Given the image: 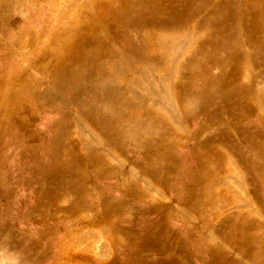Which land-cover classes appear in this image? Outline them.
Returning a JSON list of instances; mask_svg holds the SVG:
<instances>
[{
  "label": "rangeland",
  "instance_id": "rangeland-1",
  "mask_svg": "<svg viewBox=\"0 0 264 264\" xmlns=\"http://www.w3.org/2000/svg\"><path fill=\"white\" fill-rule=\"evenodd\" d=\"M0 264H264V0H0Z\"/></svg>",
  "mask_w": 264,
  "mask_h": 264
}]
</instances>
